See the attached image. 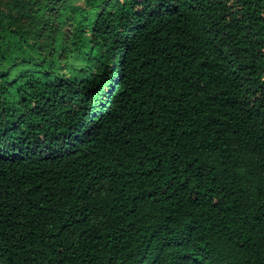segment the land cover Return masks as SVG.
I'll list each match as a JSON object with an SVG mask.
<instances>
[{
    "label": "trees",
    "instance_id": "trees-1",
    "mask_svg": "<svg viewBox=\"0 0 264 264\" xmlns=\"http://www.w3.org/2000/svg\"><path fill=\"white\" fill-rule=\"evenodd\" d=\"M0 264H264V0H0Z\"/></svg>",
    "mask_w": 264,
    "mask_h": 264
}]
</instances>
